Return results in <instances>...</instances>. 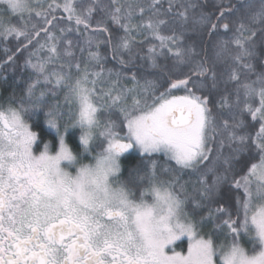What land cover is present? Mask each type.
Wrapping results in <instances>:
<instances>
[{
	"label": "snow or ice",
	"instance_id": "1",
	"mask_svg": "<svg viewBox=\"0 0 264 264\" xmlns=\"http://www.w3.org/2000/svg\"><path fill=\"white\" fill-rule=\"evenodd\" d=\"M0 46V264H264V0H0Z\"/></svg>",
	"mask_w": 264,
	"mask_h": 264
},
{
	"label": "trees",
	"instance_id": "2",
	"mask_svg": "<svg viewBox=\"0 0 264 264\" xmlns=\"http://www.w3.org/2000/svg\"><path fill=\"white\" fill-rule=\"evenodd\" d=\"M2 47L0 46V58L6 59V57L2 56ZM23 57H20V59L17 61L18 63H22ZM20 76L21 73L17 71H12L11 66L9 67V70H4L2 66H0V85H4L5 79L7 81V84L11 85L13 83H20ZM134 159V157H132ZM177 247L181 250H186V242L177 244Z\"/></svg>",
	"mask_w": 264,
	"mask_h": 264
},
{
	"label": "rangeland",
	"instance_id": "3",
	"mask_svg": "<svg viewBox=\"0 0 264 264\" xmlns=\"http://www.w3.org/2000/svg\"><path fill=\"white\" fill-rule=\"evenodd\" d=\"M183 242H186V248H187V241L185 240V241H183ZM183 242H177V244H180V243H183ZM176 250H177V251H181V249L178 248V247H176Z\"/></svg>",
	"mask_w": 264,
	"mask_h": 264
}]
</instances>
